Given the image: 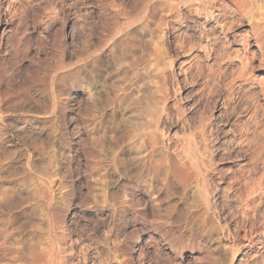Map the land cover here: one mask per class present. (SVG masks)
Returning <instances> with one entry per match:
<instances>
[{
    "label": "rangeland",
    "instance_id": "374dc122",
    "mask_svg": "<svg viewBox=\"0 0 264 264\" xmlns=\"http://www.w3.org/2000/svg\"><path fill=\"white\" fill-rule=\"evenodd\" d=\"M260 7L0 0V264H264Z\"/></svg>",
    "mask_w": 264,
    "mask_h": 264
},
{
    "label": "bare ground",
    "instance_id": "6f19581e",
    "mask_svg": "<svg viewBox=\"0 0 264 264\" xmlns=\"http://www.w3.org/2000/svg\"><path fill=\"white\" fill-rule=\"evenodd\" d=\"M261 3H262V1H261ZM213 5V4H212ZM199 6V5H198ZM256 6V5H255ZM223 9V8H222ZM149 12H151V11H149ZM174 12V11H173ZM176 12V11H175ZM257 14V16H258V21L256 22V24H255V26L256 27H263L264 28V7H260L259 9H258V11L257 12H255V13H253V15H252V17H254L255 15ZM145 17V16H144ZM256 17V16H255ZM142 21V20H141ZM254 22V23H255ZM134 25V24H133ZM230 28V27H229ZM129 41V40H128ZM131 44V43H130ZM114 49V48H113ZM114 52V51H113ZM125 70V69H124ZM134 73V72H133ZM152 97V96H151ZM148 101V100H147ZM158 101V100H157ZM152 102V101H151ZM151 102H149V103H151ZM148 105V104H147ZM149 105H152V104H149ZM157 105V104H156ZM154 106H152V108H153ZM148 108H149V106H148ZM151 108V109H152ZM156 108V110H157V107H155ZM129 109V108H128ZM134 109V108H133ZM147 109V108H146ZM154 109V108H153ZM159 109V108H158ZM149 110V109H148ZM263 131V130H262ZM262 133V132H261ZM263 134H264V132H263ZM154 142V145H152L153 146V150H151V153H153L154 152V150L156 149V148H158L159 146H160V144L162 143V142H160L158 139H154L153 140ZM160 148H158V150H159ZM156 154V153H155ZM162 154V153H161ZM165 154V153H164ZM165 156V159H166V157H167V162H169V164H172V162H173V159H171L170 158V156H167V155H163V157ZM140 158V157H139ZM147 158H148V161H149V163L151 164V158H153L152 157V154H149V155H147ZM161 158V157H160ZM141 159V158H140ZM145 159V158H144ZM163 159V158H162ZM142 160H143V158L141 159V162H142ZM163 162V161H162ZM174 162H175V160H174ZM173 162V163H174ZM178 162V161H177ZM144 163V162H143ZM153 163V162H152ZM176 163V162H175ZM154 165V164H153ZM157 165V164H156ZM182 165V164H181ZM185 167V166H184ZM147 168V167H146ZM154 168V167H153ZM182 169H184V168H182ZM151 170H153V169H151ZM187 170V169H186ZM185 172V171H184ZM184 174V173H183ZM42 246V245H41ZM46 252V251H45ZM38 255V254H37ZM40 257H41V255H40ZM41 259V258H40ZM39 262H40V260H39Z\"/></svg>",
    "mask_w": 264,
    "mask_h": 264
}]
</instances>
